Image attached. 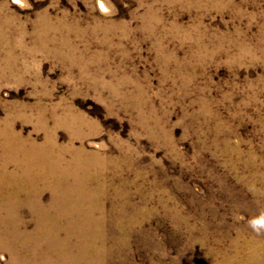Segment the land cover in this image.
I'll return each mask as SVG.
<instances>
[{
    "label": "rangeland",
    "instance_id": "1",
    "mask_svg": "<svg viewBox=\"0 0 264 264\" xmlns=\"http://www.w3.org/2000/svg\"><path fill=\"white\" fill-rule=\"evenodd\" d=\"M67 263L264 264V0H0V264Z\"/></svg>",
    "mask_w": 264,
    "mask_h": 264
},
{
    "label": "bare ground",
    "instance_id": "2",
    "mask_svg": "<svg viewBox=\"0 0 264 264\" xmlns=\"http://www.w3.org/2000/svg\"><path fill=\"white\" fill-rule=\"evenodd\" d=\"M13 122V121H12ZM8 124V123H7ZM6 125V124H5ZM12 125V124H11ZM14 127V126H13ZM12 127V128H13ZM47 132V131H46ZM6 139H7V137H6ZM15 139L17 140L18 139V143H20L19 145H21V144H23L24 142H21V140H20V138H19V135L17 134V133H12L11 134V136H8V139H7V141H9V142H12V143H14L15 142ZM72 139V138H71ZM5 140V139H4ZM30 140V139H29ZM48 141L49 142H47V145H49V146H47V147H53V146H55L56 145V143H55V140L53 139V135L52 136H48ZM17 143V144H18ZM33 143V142H32ZM9 144V143H8ZM16 144V145H17ZM31 146V145H30ZM6 147V146H5ZM9 147V146H8ZM13 149V148H12ZM18 152V151H17ZM65 154V153H64ZM17 159V158H16ZM75 160H76V162L77 163H79V162H83V160H82V158L80 157V153H77V155L75 156ZM91 162V161H90ZM17 164V163H16ZM88 164V163H87ZM88 177V176H87ZM9 179V178H8ZM3 239V238H2ZM18 245V244H17ZM27 245V244H26ZM100 245V244H99ZM2 246V245H1ZM17 248V247H16ZM11 249V248H10ZM15 249V248H14ZM15 256H17V255H15ZM13 259H14V257H13ZM30 260V259H29ZM102 263V262H101ZM68 264V263H67ZM86 264V263H85Z\"/></svg>",
    "mask_w": 264,
    "mask_h": 264
}]
</instances>
